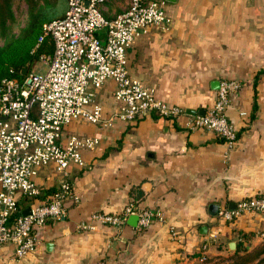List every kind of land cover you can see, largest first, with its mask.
Instances as JSON below:
<instances>
[{
    "label": "crops",
    "instance_id": "crops-1",
    "mask_svg": "<svg viewBox=\"0 0 264 264\" xmlns=\"http://www.w3.org/2000/svg\"><path fill=\"white\" fill-rule=\"evenodd\" d=\"M161 1L167 26L134 39L128 72L185 113L122 121L115 116L114 83L105 82L95 92L102 122L64 129V137L99 138L83 152L85 166L70 167L79 201L67 200L65 216L36 231V249L23 258L15 257L13 244H3L0 264H222L236 248L245 253L264 242V213L231 222L219 215L244 197L264 194V0ZM125 6L126 0H114L103 10L111 17ZM224 79L240 86L226 112L237 130L232 144L193 128L195 116L187 112L211 107ZM35 182L40 195L19 196L22 210L56 190L59 175L43 168ZM130 203L162 218L143 229L129 216L120 227L92 220L120 214Z\"/></svg>",
    "mask_w": 264,
    "mask_h": 264
},
{
    "label": "built area",
    "instance_id": "built-area-1",
    "mask_svg": "<svg viewBox=\"0 0 264 264\" xmlns=\"http://www.w3.org/2000/svg\"><path fill=\"white\" fill-rule=\"evenodd\" d=\"M111 1L68 0L62 17L42 25L36 43L39 46L46 36L52 42V52L39 56L45 72L29 71L23 78L0 80V247L13 244L18 259L36 249L37 230L65 216L67 200L79 201L70 167H84L83 152L93 150L99 138L64 137V129L72 122H102L95 92L105 82L114 83L115 116L122 121L133 122L150 113L175 119L185 113L128 72L127 49L134 39L152 27L166 28L164 2L126 0L121 12L109 17L103 7ZM239 87L235 80H222L213 105L203 115H195L192 127L205 128L234 143L237 130L226 112ZM50 166L59 175L58 187L44 201L29 206V214H18L22 210L19 196L37 198L40 189L35 177ZM243 213H264V194L244 197L219 215L231 222ZM130 215L137 216L140 229L162 218L159 211L130 203L120 214L98 213L92 220L120 227Z\"/></svg>",
    "mask_w": 264,
    "mask_h": 264
},
{
    "label": "trees",
    "instance_id": "trees-1",
    "mask_svg": "<svg viewBox=\"0 0 264 264\" xmlns=\"http://www.w3.org/2000/svg\"><path fill=\"white\" fill-rule=\"evenodd\" d=\"M60 2L68 5V0H47L45 5L50 4L56 8ZM26 4L28 10L25 27L19 31L18 35H9L8 23L15 20L11 9L12 0H0V34L5 39L4 44L0 46V80L12 77L23 78L20 75L23 66L28 62L32 65L40 55L52 52L53 46L50 38L48 43L44 41L36 48L42 25L50 18L41 14L40 10L43 6H37L33 0H29ZM22 211L20 210L18 214ZM220 261L222 264H264V242L245 253H239V248H236L231 255L221 257Z\"/></svg>",
    "mask_w": 264,
    "mask_h": 264
},
{
    "label": "rangeland",
    "instance_id": "rangeland-1",
    "mask_svg": "<svg viewBox=\"0 0 264 264\" xmlns=\"http://www.w3.org/2000/svg\"><path fill=\"white\" fill-rule=\"evenodd\" d=\"M33 1L36 3L37 6H43V8H41L42 10H40L41 14L44 16H47L48 19L50 18L49 20H46L44 23L52 19L63 16L68 7V5L65 2L58 3V6L54 8V6H51L50 4L45 5L47 0H33ZM28 2L29 0H12L11 9L14 13L15 20L11 23H8L9 24L8 34L9 35H18L19 31L23 27H25L27 23V10H28V6L26 3ZM119 12H121V10ZM44 41L45 42L47 41L48 43V41H50L49 37L48 36L44 37V40L40 43V45ZM4 42H5V39L0 34V46H2ZM31 69L37 73H43L46 70V66L42 64L41 62H39V57H38V60L37 61L35 60L34 64L31 65Z\"/></svg>",
    "mask_w": 264,
    "mask_h": 264
},
{
    "label": "water",
    "instance_id": "water-1",
    "mask_svg": "<svg viewBox=\"0 0 264 264\" xmlns=\"http://www.w3.org/2000/svg\"><path fill=\"white\" fill-rule=\"evenodd\" d=\"M30 66H31V62H28L25 66H23L22 68H21V70H20V75L21 76H26L27 75V73L29 72V68H30ZM189 114H191V115H203L204 114V111L203 110H199V111H196V110H191V109H189L188 111H187ZM209 210H210V212H216L217 211V206H215L214 204H211L210 206H209ZM29 212H30V208H26V209H24L23 211H22V214L23 215H27V214H29ZM137 216L136 215H130L129 217H128V222L131 224V225H133V226H136L137 225ZM234 246H235V243L234 242H231V244H230V247L231 248H234Z\"/></svg>",
    "mask_w": 264,
    "mask_h": 264
}]
</instances>
